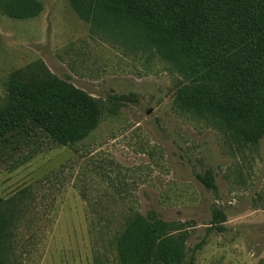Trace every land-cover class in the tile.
Returning a JSON list of instances; mask_svg holds the SVG:
<instances>
[{
  "label": "rangeland",
  "instance_id": "obj_1",
  "mask_svg": "<svg viewBox=\"0 0 264 264\" xmlns=\"http://www.w3.org/2000/svg\"><path fill=\"white\" fill-rule=\"evenodd\" d=\"M40 3L25 18L0 9V103L13 72L43 63L103 109L74 145L40 130L0 144V197L24 196L14 264H121L115 236L150 210L187 232L181 264H264V131L240 138L182 108L190 81L166 60L69 0Z\"/></svg>",
  "mask_w": 264,
  "mask_h": 264
},
{
  "label": "trees",
  "instance_id": "obj_2",
  "mask_svg": "<svg viewBox=\"0 0 264 264\" xmlns=\"http://www.w3.org/2000/svg\"><path fill=\"white\" fill-rule=\"evenodd\" d=\"M69 1L96 31L150 50L188 79L177 92L182 108L240 138L264 131V0ZM40 7V0H0L13 18ZM102 109L97 98L35 64L9 77L0 103V144L40 130L59 145H74L98 126ZM203 179L212 180L210 174ZM23 201L22 194L0 197V264H14ZM176 230L180 223L155 210L135 214L115 236L120 263L181 264L188 235Z\"/></svg>",
  "mask_w": 264,
  "mask_h": 264
}]
</instances>
